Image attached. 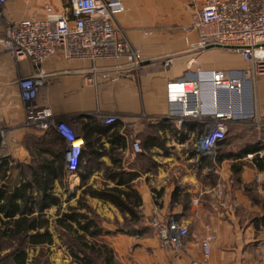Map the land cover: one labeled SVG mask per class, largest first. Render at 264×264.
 I'll list each match as a JSON object with an SVG mask.
<instances>
[{"label":"crops","instance_id":"0c3cea01","mask_svg":"<svg viewBox=\"0 0 264 264\" xmlns=\"http://www.w3.org/2000/svg\"><path fill=\"white\" fill-rule=\"evenodd\" d=\"M122 1L124 10L115 15V23L142 55L141 67L132 71L123 59H103L98 65L113 77L93 79L88 61H68L55 52L42 64L45 82L34 102L38 109L48 110L53 120L67 124L84 140L82 154L87 152L88 144H94V159L86 161L82 157L79 165L78 173L88 175L84 183L78 173H67V143L63 136L52 127L42 130L26 124L18 81L32 74L34 68L26 59L15 60L1 44L9 23L41 18L46 6L59 11L67 0H5L0 5V160L6 158L12 165V159H19L24 163L23 173L29 174L27 164H50L55 159L56 172L67 179L68 190L65 184L63 190H67L68 197L62 201L58 180L54 182V194L62 204L70 206H74L85 186L96 190L115 186L116 181L108 177L109 171L136 174L128 184L142 200L139 208L147 229L139 234L116 232L114 219L123 213L108 201L85 196L106 206L107 211L102 209L99 213L104 220L101 225L111 233L99 239L111 247L119 264H264V172L253 165V154L247 152L241 158L227 157L218 162L197 151L196 146L194 151L189 150L191 140L201 134L198 122L187 119L178 125L167 117V82L193 78L198 70L209 69L224 70L233 76L248 75L249 64L228 48H192L197 33L185 32L183 27L205 0ZM166 57H172L168 67L163 65ZM223 97L237 104V95L226 92ZM239 98L242 112L259 116L264 126V75L247 80ZM109 115L119 119L106 124L104 118ZM242 119L237 116L232 121ZM158 123L162 127L156 131L160 144L149 146L146 139L152 132L151 125ZM261 135L258 140L263 138ZM134 140L139 141L140 151L134 150ZM246 141L248 138L242 136L230 138L223 152L234 154ZM232 164L241 169L234 172ZM52 169L55 168L45 167L40 173L49 174ZM16 170L17 176L20 167ZM78 191L80 194L76 195ZM218 191L226 201L224 205ZM155 192H160V196ZM50 208L57 210L55 205ZM154 215L173 216L188 230L181 248L158 240L149 226ZM55 218H49L53 243L30 249L29 263L38 258L47 264H77L68 249L59 244V234L51 230ZM210 234L214 237L209 255L205 256L201 242Z\"/></svg>","mask_w":264,"mask_h":264},{"label":"built area","instance_id":"2783aa9c","mask_svg":"<svg viewBox=\"0 0 264 264\" xmlns=\"http://www.w3.org/2000/svg\"><path fill=\"white\" fill-rule=\"evenodd\" d=\"M4 1L0 0V5ZM123 10L122 0H67L59 11L46 6L41 18L9 23L1 38L5 52L17 61L28 60L34 68L32 74L18 81L27 113L26 124L42 130L52 127L63 136L67 143L65 166L67 173L72 176L78 173L84 140L67 124L56 122L48 110H40L34 103L39 87L45 82L42 64L49 56L59 52L68 61H88L93 79L96 76L112 79L111 72L101 70L98 65L103 59L120 58L132 71L138 70L144 59L125 39L114 19ZM183 30L197 33L198 39L192 48L201 50L212 45L228 47L249 64L248 75L233 76L227 71L216 69L198 70L193 78L166 84L169 105L167 117L178 125L187 119L201 123L203 131L195 145L196 149L213 158L218 143L226 137L228 122L237 116L248 117L242 112L239 98L245 82L264 75V0H205L200 8L194 10L190 23ZM171 63L172 57L163 59L165 67ZM226 92L238 96L236 105L224 100ZM249 116L260 126L259 116ZM118 119L116 115H109L104 118V122L113 124ZM259 140L263 145L259 151L262 155L264 139ZM132 145L135 151H140L138 140H134ZM217 194L224 205L226 201L222 192L218 191ZM151 226L162 244L175 249L184 245L188 230L173 216L154 215ZM213 237L210 234L201 242L205 256L209 255ZM261 242L264 248V239Z\"/></svg>","mask_w":264,"mask_h":264},{"label":"trees","instance_id":"16d2710c","mask_svg":"<svg viewBox=\"0 0 264 264\" xmlns=\"http://www.w3.org/2000/svg\"><path fill=\"white\" fill-rule=\"evenodd\" d=\"M234 122L240 124L244 121ZM248 124L250 125L249 129L257 126L251 121ZM159 125V123L151 125L152 132L146 139L149 146L160 144L159 136L156 134L157 128L161 127ZM197 125L202 133L203 125L201 123ZM260 127H263L261 136L264 138L262 120ZM229 137L227 132L225 139L218 143L213 159L219 162L227 157L241 158L244 153L251 152L253 165L264 172V154H259L263 145L258 140V135H250L248 141L242 145L243 147H238L236 153L225 154L223 148L230 139ZM92 146L94 144H88L87 152L81 154L80 162L82 157L87 158L86 161L88 158L94 159L96 150ZM145 147L147 148L146 145ZM54 160L49 163L52 165ZM50 164L44 162H36L34 165L27 164L25 167L31 173L24 174L23 169H20L19 175L12 178L10 160L6 158L0 160V264H47L45 259L39 260L38 258H33L29 263L28 252L37 246L53 243L52 233L49 230L50 219L46 215V211L53 205L57 206L55 227L62 232L60 237L67 236L66 248L74 262L77 264H119L111 247L99 239L100 236L109 234L111 231L103 228L92 214L85 203V196L89 195L110 202L123 213L126 224L133 225V229L129 230L117 227L116 232L139 234L143 231V228L138 227L142 221L139 208L142 200L137 190L128 184L136 177V174L109 171L108 177L116 181L115 186L100 190L85 186L81 190L77 204L68 205L67 210L61 212V201L54 194L53 188L55 180L61 181L63 175L56 172L58 169L56 170L57 167L54 164L52 166ZM235 166L232 164L234 172H238L241 166ZM45 167L55 169L51 170L52 173L41 174L40 172ZM78 174L81 183H84L88 175L82 174L80 171ZM122 185H125L126 188H121ZM155 193L157 197L161 194L160 192ZM43 254V251H40V255L43 256Z\"/></svg>","mask_w":264,"mask_h":264},{"label":"rangeland","instance_id":"374dc122","mask_svg":"<svg viewBox=\"0 0 264 264\" xmlns=\"http://www.w3.org/2000/svg\"><path fill=\"white\" fill-rule=\"evenodd\" d=\"M239 121H241V122L244 121V122L240 123V124L239 123L236 124L234 121L233 122H228V124H227V132H228V134L230 136L229 138H234V137H237V136L238 137L242 136V137H245V138H249L250 135L251 136L252 135L253 136L254 135L255 136L258 135L259 136L262 133V128L263 127H260V126H256V128L249 129L250 125L248 123H250V121L255 123L253 117H250L248 115V117H246V118L243 117V119L239 120ZM197 140H198V138H194V139L191 140L190 145L188 146L189 150H192V151L195 150V145L197 143ZM236 144L237 143H233V145H236ZM0 150H1V145H0ZM30 162H31V159L29 160V163ZM23 164L24 163H22L21 160H19V159H12V168H11V170H12V178H15V176H16L15 175L16 172H17L16 167L19 166L20 169H21ZM60 184L62 185L60 187L61 188L60 195H61L62 201H64L63 199L68 197V194H67V190H68L67 179L66 178H62L61 181H60ZM64 184H65V187L67 189L66 191L63 190L64 189V187H63ZM79 194H80V192L78 191L76 193V195H79ZM85 203L89 207V209L91 210V212L95 216V218L102 224V221H104V220L100 216L99 213L102 212V211H100L102 209H104V212H106L107 211L106 206L100 205V203H97L95 200L94 201H89L88 199H86ZM76 204H77V201L75 199L74 202H73V205H76ZM68 205L69 204H62L61 203L60 211L61 212L62 211H66ZM56 213H57V210L55 208H49L46 211V215L48 216V218H50L52 220H53V217L56 216ZM108 216H111V218L113 217L111 214H109ZM116 217H117V219L116 218L114 219V223H115L114 225H115L116 228L118 227V228H122L124 230L133 229V227H132L133 225H127L126 224L124 215L122 216V215L118 214V215H116ZM144 222L145 221L142 220L141 223H139V225H138L139 228H143L142 230L147 229L146 227H144ZM149 226L152 227L151 226V220H149ZM113 229H114V227H113ZM51 230H52L53 233L59 234V239H58L59 244H61L62 246L66 247V244H65L66 242L65 241H66V237L67 236L63 235L62 237H60L62 232L60 231V229L54 227V225L51 226Z\"/></svg>","mask_w":264,"mask_h":264},{"label":"water","instance_id":"95a60500","mask_svg":"<svg viewBox=\"0 0 264 264\" xmlns=\"http://www.w3.org/2000/svg\"><path fill=\"white\" fill-rule=\"evenodd\" d=\"M222 47V46H217V45H212L211 47ZM224 48H228V47H224ZM83 148H84V146H83Z\"/></svg>","mask_w":264,"mask_h":264}]
</instances>
